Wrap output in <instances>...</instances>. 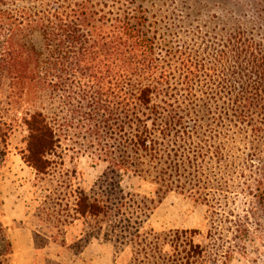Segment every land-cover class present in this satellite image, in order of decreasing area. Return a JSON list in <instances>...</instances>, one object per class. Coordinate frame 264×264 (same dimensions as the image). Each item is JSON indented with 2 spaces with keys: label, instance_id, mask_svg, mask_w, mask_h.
Returning a JSON list of instances; mask_svg holds the SVG:
<instances>
[{
  "label": "trees",
  "instance_id": "trees-1",
  "mask_svg": "<svg viewBox=\"0 0 264 264\" xmlns=\"http://www.w3.org/2000/svg\"><path fill=\"white\" fill-rule=\"evenodd\" d=\"M10 1L0 0V80L5 81L2 103L6 107L18 104L31 92L39 100L40 92L47 89L50 98L62 93L59 102L74 109L78 123L107 121L113 102L123 117L122 128L130 122L137 125L133 138L127 139L132 147L125 141L119 157L113 159L106 148L101 151L108 162L106 169L116 173L117 181L105 178L102 182L107 190L82 194L80 211L106 223V238L122 246L119 254L136 244L127 264H227L231 249L219 261L207 244L195 242L196 230L170 231L171 239H160L159 234L152 240L141 238L143 223L154 207L140 208L133 199L126 206L118 185L128 173L148 179L149 171L138 157L128 154V148L138 156L156 159L159 150L149 139V126L159 125L148 122L164 120L160 129L156 127L164 138L177 132L174 127L182 119L176 110L197 89L211 90L221 99L227 107V120L247 128L253 136L264 135V0H238L235 9L223 15L219 31L208 39L199 36L201 42L194 49L186 45L158 47L153 22L135 0H26L28 5L18 7H11ZM85 107L89 112L81 111ZM159 109L168 114L161 116ZM25 114L28 136L22 156L43 172L56 162L50 156L59 148L60 137L47 115L40 111ZM7 125L11 130L13 121ZM96 129L88 133L98 135ZM214 151L220 156V147ZM160 173L166 174L163 169ZM158 181L170 189L168 179L159 176ZM253 182L254 190L264 197V176L258 173ZM176 187L186 194L181 185ZM116 196H120L118 200ZM200 196L199 190L192 195L201 201ZM134 205L138 210L133 211ZM130 227L133 233L128 236Z\"/></svg>",
  "mask_w": 264,
  "mask_h": 264
},
{
  "label": "rangeland",
  "instance_id": "rangeland-1",
  "mask_svg": "<svg viewBox=\"0 0 264 264\" xmlns=\"http://www.w3.org/2000/svg\"><path fill=\"white\" fill-rule=\"evenodd\" d=\"M135 1L148 12L153 22V31L157 35L158 47L186 45L194 49L201 42L199 36L208 39L219 31L224 23L223 15L232 12L235 9L233 5L238 0ZM10 3L11 7H18L26 6L29 2L11 0ZM6 91L5 81L2 80L0 115L3 125L0 126V155L9 136L7 123L13 121V126H21V130L13 133L9 140L11 145L19 146L23 153L26 148V142L22 140L25 113L40 111L52 120L60 137L59 148L50 156L51 159L57 162L60 156L76 160L82 175L81 182L89 186L96 180L92 185L91 195L103 192L105 188L107 190L108 186L102 182L103 179L117 181L116 173L106 169L108 162L104 160L101 151L106 148L113 159L119 157V149L125 141L132 147L127 139L133 138L137 125L130 122L122 128L123 117L119 116L113 102L107 110V121L101 120L99 124L90 121L78 123V118H73L74 109L59 102L58 97L62 98L60 92L50 98V91L43 90L40 92V99L36 101L35 94L31 92L21 100L23 102L6 107L2 103L5 101ZM70 95L75 100L78 99L74 93ZM14 96H19V93ZM26 101L33 103L25 104ZM71 101L76 105L74 100ZM154 102L160 104L159 99ZM6 108H9L7 112L3 110ZM226 108L213 91L202 92L197 89L195 96L183 101L176 110L182 119L174 127L177 132L172 131L164 138L156 130L164 120L149 121L150 124L159 125L149 126V139L159 150L157 158L149 160L128 148V154L138 157L143 162V169L149 171L148 179L128 173L122 177L118 187L123 191L126 206L131 205L133 199L138 202V206L141 205L140 208L143 205L154 207L143 223L141 238L152 240L153 235L159 234L160 239H171L170 231L196 230L198 234L194 235L195 242L207 244L219 261L223 259L225 251L231 249V258L227 264H264V197L259 196L260 192L253 187L258 173L264 176V135L253 136L247 128L227 120ZM81 111L89 112L87 107ZM160 112L161 116L168 114L166 109H159ZM93 123L98 126L97 129ZM91 128H95L98 135H90L88 131ZM216 147L221 149L220 156L215 154ZM255 165L259 170L254 168ZM162 169L167 175L160 173ZM158 175L171 182L170 189L164 187L161 181L156 182ZM177 185L185 189V195L179 193ZM116 187L115 185V191ZM197 188L201 192V201L192 197L198 191ZM261 189L264 192V185ZM116 197L118 200L120 196ZM132 209L138 210L136 205ZM143 218L139 217L141 220ZM1 230L0 264H11L10 258L4 257L7 243ZM132 231L130 227L127 235L130 236ZM116 232H120L119 226ZM121 247L116 245L117 250ZM136 248L135 243L132 247H124L118 264L129 263L132 251ZM168 249V246L164 247L165 251Z\"/></svg>",
  "mask_w": 264,
  "mask_h": 264
},
{
  "label": "crops",
  "instance_id": "crops-1",
  "mask_svg": "<svg viewBox=\"0 0 264 264\" xmlns=\"http://www.w3.org/2000/svg\"><path fill=\"white\" fill-rule=\"evenodd\" d=\"M22 129L26 142L28 129ZM17 130L21 126H12L0 155V229L8 244L4 257L11 264L118 262L106 223L80 211V197L91 195L96 180L85 186L76 160L64 157L38 172L24 161L20 147L11 145Z\"/></svg>",
  "mask_w": 264,
  "mask_h": 264
}]
</instances>
